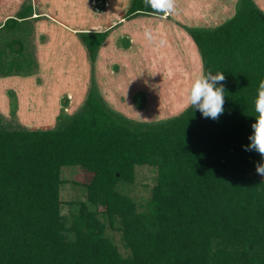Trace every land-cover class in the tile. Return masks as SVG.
I'll return each mask as SVG.
<instances>
[{
  "label": "trees",
  "instance_id": "16d2710c",
  "mask_svg": "<svg viewBox=\"0 0 264 264\" xmlns=\"http://www.w3.org/2000/svg\"><path fill=\"white\" fill-rule=\"evenodd\" d=\"M26 3L0 29V37L8 35L0 42V76L37 70L36 19H30L32 1ZM149 15L164 14L132 0L125 17ZM186 30L201 54L203 75H225L217 85L225 89L217 120L190 106L135 130L137 122L108 111L94 84L85 110L69 116L64 107L54 129L9 130L0 119V264H264V179L257 173L264 157L245 151L264 81V11L255 0H239L223 24ZM107 36L79 33L93 64ZM140 98L134 99L138 108L144 107ZM143 164L157 167L158 182L139 212L117 187L133 182ZM70 165L94 173L87 189L96 209L84 205L67 227L60 189L62 169ZM100 208L112 225L120 219L128 257L107 238Z\"/></svg>",
  "mask_w": 264,
  "mask_h": 264
},
{
  "label": "crops",
  "instance_id": "0c3cea01",
  "mask_svg": "<svg viewBox=\"0 0 264 264\" xmlns=\"http://www.w3.org/2000/svg\"><path fill=\"white\" fill-rule=\"evenodd\" d=\"M31 1L34 16L30 19H36L33 22L35 34L32 38L38 67L30 76H0V104L4 103L7 113L15 114L22 126L45 130L49 125L56 126L57 122L56 117L51 119L47 114L49 96L52 95V104L58 105L52 116L61 113L63 99L66 103L71 99L70 106L73 108L87 91L81 80L87 81L85 75L91 74L95 68L103 74L116 68L124 83H132L135 89H139L133 98H144V105L149 96L140 89L147 85L138 87L137 82L144 77L147 78L145 82L154 78L153 75L161 67H174V58L187 56L193 51L198 54V48L186 28H215L223 24L236 14L239 0H176L174 13L135 18L125 17L132 0H99L100 3L108 4L107 7H101L102 15H97L90 0ZM26 2L27 0H0V29L9 19L18 15ZM255 2L264 11V0ZM224 15L229 17L223 19ZM28 20L18 18L19 23L29 22ZM149 31L153 36L151 41L145 36ZM82 32H108L94 64L86 45L79 37ZM6 36L8 35L3 34L0 42H4ZM71 75L75 78L73 87L69 82ZM125 75L134 76L129 79ZM34 80L43 82L41 89H37ZM184 88L186 91L182 95L186 96L191 86ZM8 94L11 95L10 98ZM107 94L109 100L114 98L113 90ZM11 98L15 100L11 102ZM32 109V116L28 115Z\"/></svg>",
  "mask_w": 264,
  "mask_h": 264
},
{
  "label": "rangeland",
  "instance_id": "374dc122",
  "mask_svg": "<svg viewBox=\"0 0 264 264\" xmlns=\"http://www.w3.org/2000/svg\"><path fill=\"white\" fill-rule=\"evenodd\" d=\"M90 1L93 8V0ZM26 4L27 3H25L24 5ZM93 10L98 13L97 15L103 14V9H101L100 7L98 10L94 7ZM227 17L229 16L224 15L223 19H227ZM183 43L186 44L185 41H183ZM188 54L187 56L184 55V57L179 55L180 58H174V67L173 65H169L171 67L168 66L166 68H159L160 71L158 73H155V76L153 75L154 78L148 79L147 82H145L147 80L146 77H144V79H142L140 82H137L136 86L147 85L145 86V88L140 89L142 92H145L149 96L145 102L146 105L144 104V107L142 108H138L134 105L133 97L139 89H135L134 84L132 83H130L129 85L124 83L121 74L117 71L116 68L115 70L112 69V72H109L111 71V69L108 70L106 74L98 72L97 68H95L93 69L91 74L88 73V76L85 75V77H87V81L84 82L83 79L81 80V84L84 89L87 88L86 94H83L81 96V99L77 101V104L74 105L73 108L70 106L71 99H69L70 102L68 103V106L63 99V107H61V110L66 107L65 111L69 116L77 115V113H82L85 110V108L82 109V107L86 104L88 93L92 87V84H94L96 85L99 98L102 102H104L103 104L106 106L108 111L111 112V114L117 119L123 120V118H121V115H123L127 119H131L132 121L137 122L138 124H134L132 126L135 130L146 127L147 123L149 125H157L158 123L171 120L174 117H178L190 107H184L185 103L187 102L186 97H188L190 90L186 92V96H183L182 94L186 91V89H183V87H187L188 85L191 86L195 79L203 74V64L199 50L198 54L195 51L191 53L189 52ZM198 55L200 56V61ZM165 61L166 63H168L166 59ZM184 61L186 63L185 65ZM195 66H197V68H195ZM192 67L193 70L191 71L190 69ZM186 70H188V72ZM72 76L73 75L69 77L71 87L74 86L73 80L75 79H73ZM126 76L131 79V77L134 75H125V77ZM34 83L37 89H41L40 87L42 86L41 84H43V82L41 83V81L39 80H34ZM112 90L114 98L112 100H109L107 93H111ZM82 92L85 93V91L83 90ZM12 96L14 97V94ZM10 97L11 95L8 94V98ZM49 97L50 98H48L49 104L47 105V114L50 115L51 119L54 117L58 119L59 115L56 116V114L55 116H52L54 109H57L58 105L54 106L52 104V95H50ZM14 98H11V102L15 100ZM139 100H143V98L141 97ZM3 106L4 103L1 102L0 119L3 126L9 130H15L17 128L22 129V125L18 123V118L11 115L10 113L8 114L5 110V107ZM32 111L33 109L28 115L32 116ZM5 115L7 117H5ZM54 128H56V126L49 125L45 128V130ZM29 130H34V128ZM135 172L136 179L133 182L121 181L117 187V190L122 194L131 197L138 205V211L143 212L146 211V206L148 205L153 195V189L158 182V169L155 166L143 164L137 165L135 168ZM94 176V173L89 172L88 170L78 165L65 166L62 169L61 177L63 179V184L61 185L60 189L61 214L65 217L67 227L72 226L75 216H77L79 212L82 211L84 205H86L90 211L96 209L95 206L89 201L87 189V186L91 183ZM259 177L264 179V175L259 174ZM101 208L100 212L98 213V218L106 226L105 234L107 238H109L118 247L119 251L124 257H128L130 255V250L125 247L120 219H117L116 223L112 225L107 219V216L104 215V211ZM66 233L67 239L69 241L75 240V234L72 231H66Z\"/></svg>",
  "mask_w": 264,
  "mask_h": 264
},
{
  "label": "clouds",
  "instance_id": "9594fccd",
  "mask_svg": "<svg viewBox=\"0 0 264 264\" xmlns=\"http://www.w3.org/2000/svg\"><path fill=\"white\" fill-rule=\"evenodd\" d=\"M154 12L168 15L176 11V0H144ZM148 40H152L151 32H146ZM225 80L224 73L198 76L192 83L187 102L189 106L198 109L204 118L217 120L224 112L225 96L224 87L217 86ZM255 111L258 113L256 123L252 125L253 135L249 137L251 143L245 147V151H255L264 157V81L258 86V95L255 100ZM257 173L264 175V165H257Z\"/></svg>",
  "mask_w": 264,
  "mask_h": 264
},
{
  "label": "built area",
  "instance_id": "2783aa9c",
  "mask_svg": "<svg viewBox=\"0 0 264 264\" xmlns=\"http://www.w3.org/2000/svg\"><path fill=\"white\" fill-rule=\"evenodd\" d=\"M99 5H102V3L99 2V0H93V6H94L97 10L99 9V7L101 8V6H99ZM104 6L107 7L108 4L105 3Z\"/></svg>",
  "mask_w": 264,
  "mask_h": 264
}]
</instances>
